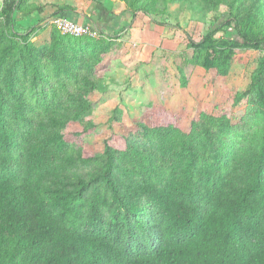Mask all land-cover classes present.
<instances>
[{
  "label": "trees",
  "instance_id": "16d2710c",
  "mask_svg": "<svg viewBox=\"0 0 264 264\" xmlns=\"http://www.w3.org/2000/svg\"><path fill=\"white\" fill-rule=\"evenodd\" d=\"M22 1L4 0L0 27V264H264V54L245 127L212 112L187 131L171 115L140 120L121 136L124 148L106 138L102 154L88 155L65 130L94 127V79L79 74L74 42L55 25L48 47L27 41L43 8L17 19ZM124 1L133 13L155 12L156 0ZM242 1L264 13V0ZM55 8L50 17L73 10ZM225 12L200 41L189 38L192 47L211 46L224 25L235 49H264V31ZM96 45L100 59L108 46ZM230 57L202 65L225 74Z\"/></svg>",
  "mask_w": 264,
  "mask_h": 264
},
{
  "label": "rangeland",
  "instance_id": "374dc122",
  "mask_svg": "<svg viewBox=\"0 0 264 264\" xmlns=\"http://www.w3.org/2000/svg\"><path fill=\"white\" fill-rule=\"evenodd\" d=\"M97 1L23 0L21 11L15 16L21 19L25 13L34 15L43 8L42 20L33 24L27 41L34 47H48L53 17L45 19L47 12L54 11L55 6H69L74 18L86 13L92 15L91 9ZM109 1L110 10L118 11L112 12L118 16L113 29L94 38L65 34L70 36L81 57L76 63L77 71L92 76L95 85L88 95L89 118L94 127L80 134L82 127L70 124L65 130L69 142L82 147L85 154H102L106 138L116 139V145L124 148L121 136L135 133L140 120L159 123L162 117L171 115L173 122L187 131L191 119L202 112L225 114L231 123L245 127L258 101L253 83L264 49H235L232 43L238 36L231 27L223 30L224 25L211 46L195 49L189 38L200 41L210 26L219 25L228 16L225 12L228 10L242 19L243 27L264 31V23L258 22V16L264 18L263 12L253 5L243 6L246 1L242 0L241 7L237 0H215L208 4L202 0H156L155 12L147 15L141 10L133 13L124 0ZM3 6L4 0H0V27L7 21L8 12ZM27 24L28 27L16 32H25L30 27L29 23L23 26ZM91 41H96V46L107 43L108 51L100 54V59L96 57L97 47L91 53ZM218 53L231 56L225 74H217L215 68L206 69L202 65L207 55L213 57ZM94 59L98 61L92 62L90 69L83 68Z\"/></svg>",
  "mask_w": 264,
  "mask_h": 264
},
{
  "label": "crops",
  "instance_id": "0c3cea01",
  "mask_svg": "<svg viewBox=\"0 0 264 264\" xmlns=\"http://www.w3.org/2000/svg\"><path fill=\"white\" fill-rule=\"evenodd\" d=\"M97 5L92 7L91 11L93 12L92 15L90 13H86L85 16H78L74 18V15L72 12H68L71 14V18L79 23H88L93 25V27H103L101 28L102 31L108 32V29H113L115 27L116 22L118 21V16L114 15L118 11H111L110 10V1L109 0H99L96 2ZM113 9V8H112ZM53 11L50 10V12H47L46 19L50 17L49 15ZM114 14H113V13ZM100 30V29H99Z\"/></svg>",
  "mask_w": 264,
  "mask_h": 264
},
{
  "label": "built area",
  "instance_id": "2783aa9c",
  "mask_svg": "<svg viewBox=\"0 0 264 264\" xmlns=\"http://www.w3.org/2000/svg\"><path fill=\"white\" fill-rule=\"evenodd\" d=\"M53 25L60 30L62 34H70L74 36H90L96 37L99 30L87 23H79L68 17H54L51 19Z\"/></svg>",
  "mask_w": 264,
  "mask_h": 264
}]
</instances>
